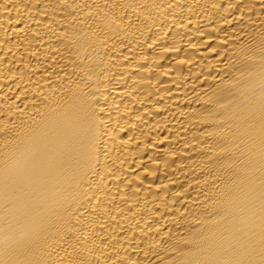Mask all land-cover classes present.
Returning a JSON list of instances; mask_svg holds the SVG:
<instances>
[{"label":"bare ground","instance_id":"obj_1","mask_svg":"<svg viewBox=\"0 0 264 264\" xmlns=\"http://www.w3.org/2000/svg\"><path fill=\"white\" fill-rule=\"evenodd\" d=\"M0 264H264V0H0Z\"/></svg>","mask_w":264,"mask_h":264}]
</instances>
